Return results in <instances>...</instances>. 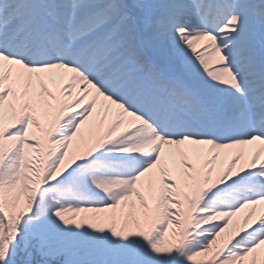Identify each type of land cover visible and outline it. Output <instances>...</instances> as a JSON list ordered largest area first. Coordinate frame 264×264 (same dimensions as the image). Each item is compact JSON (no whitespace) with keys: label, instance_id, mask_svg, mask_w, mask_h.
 Returning <instances> with one entry per match:
<instances>
[{"label":"snow or ice","instance_id":"6c2138e0","mask_svg":"<svg viewBox=\"0 0 264 264\" xmlns=\"http://www.w3.org/2000/svg\"><path fill=\"white\" fill-rule=\"evenodd\" d=\"M0 264H264V0H0Z\"/></svg>","mask_w":264,"mask_h":264}]
</instances>
